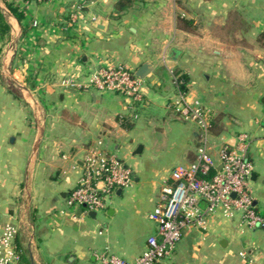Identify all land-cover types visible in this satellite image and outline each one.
I'll return each instance as SVG.
<instances>
[{
    "label": "crops",
    "instance_id": "crops-1",
    "mask_svg": "<svg viewBox=\"0 0 264 264\" xmlns=\"http://www.w3.org/2000/svg\"><path fill=\"white\" fill-rule=\"evenodd\" d=\"M7 1L24 17L0 0L11 28L0 39V227H21L18 245L34 264H98L106 249L133 261L146 250L162 188L198 147L197 126L169 108L170 70L219 119L216 159L241 132L252 136L250 184L264 216V0H144L121 14L119 0ZM75 5L82 12L73 23ZM144 63L152 71L136 120L116 93L61 85L107 64L136 75ZM91 150L117 155L133 172L105 220L67 206ZM163 264H264V229L218 212L204 229L186 230Z\"/></svg>",
    "mask_w": 264,
    "mask_h": 264
},
{
    "label": "built area",
    "instance_id": "built-area-1",
    "mask_svg": "<svg viewBox=\"0 0 264 264\" xmlns=\"http://www.w3.org/2000/svg\"><path fill=\"white\" fill-rule=\"evenodd\" d=\"M49 1V0H37ZM82 6H73L72 22H77ZM34 25H37L35 22ZM176 95L169 103L177 117L198 128V147L193 162L179 164L171 172V183L162 188L160 201L149 220L156 234L147 239L146 250L130 261L109 253L97 256L98 264H163L172 257L186 230L204 229L208 217L220 213L232 220L237 215L251 229H264V216L256 209L250 178L253 165L249 161L252 136L241 132L234 148L222 146L218 159L213 155L212 112L188 94V83L170 70ZM61 85L69 90H93L116 93L127 99L132 119L139 118V109L146 105L145 81L122 65H103L95 71L67 77ZM84 172L77 187L69 194L70 209L83 208V216L101 212L109 207L112 196L133 182V172L117 155L91 150L84 160ZM205 203L203 207L201 204ZM21 227L7 223L0 227V264H19L21 260L18 237ZM240 256L247 258L245 251Z\"/></svg>",
    "mask_w": 264,
    "mask_h": 264
},
{
    "label": "trees",
    "instance_id": "trees-1",
    "mask_svg": "<svg viewBox=\"0 0 264 264\" xmlns=\"http://www.w3.org/2000/svg\"><path fill=\"white\" fill-rule=\"evenodd\" d=\"M4 1L6 3L7 8L10 10V12L21 22L23 20L24 15L22 11H20L19 7L15 6L14 4L10 3L7 0H4ZM143 1L144 0H119L115 6V12L118 14H121L122 12L133 8L136 4H138L139 2H143ZM181 20L185 21L186 19L182 18ZM10 30H11L10 25L7 23L5 16L3 14V11L0 9V39L3 40L5 36L9 34ZM262 37L264 38V35H262ZM186 83H188V79L184 77V84ZM122 121H125V118H123ZM219 129H220L219 119L213 116L212 117V129H211L212 135L219 134V131H220ZM195 158H196V155H195ZM19 249H20V254H21V260L19 264H32L28 252L24 250L23 248H19Z\"/></svg>",
    "mask_w": 264,
    "mask_h": 264
},
{
    "label": "water",
    "instance_id": "water-1",
    "mask_svg": "<svg viewBox=\"0 0 264 264\" xmlns=\"http://www.w3.org/2000/svg\"><path fill=\"white\" fill-rule=\"evenodd\" d=\"M84 60H86V59H84ZM151 71H152V65L150 63H144L142 65V67L138 70V72L136 73V76L139 77V78L144 79L148 74L151 73ZM121 192H122V190L120 189L118 191V194H120ZM201 205L204 207L205 206V203L202 202ZM90 215L92 217H95L96 216V212H93ZM222 245H223V243H222ZM31 261H32V264H34L32 259H31Z\"/></svg>",
    "mask_w": 264,
    "mask_h": 264
},
{
    "label": "rangeland",
    "instance_id": "rangeland-1",
    "mask_svg": "<svg viewBox=\"0 0 264 264\" xmlns=\"http://www.w3.org/2000/svg\"><path fill=\"white\" fill-rule=\"evenodd\" d=\"M138 5H139V3L136 4L135 6L138 7ZM135 6H134V7H135ZM134 7H133V8H134ZM133 8H131V9H133ZM158 103H159V105H161V103L163 104L164 101L160 99V100H158ZM142 111H143V107H141V108L139 109V112H142ZM160 111H161V110H160ZM185 124H186V123H185ZM187 124L195 125V124H193V123H189V122H188ZM108 205H109V207H110V205H111V200H110V202H109ZM104 213H105V210H104V211H101V212L98 213V220H105V219H106ZM151 222H152V221H151ZM152 223H153V222H152ZM153 224H154V223H153ZM154 225H155V224H154ZM35 264H37V263H35Z\"/></svg>",
    "mask_w": 264,
    "mask_h": 264
}]
</instances>
